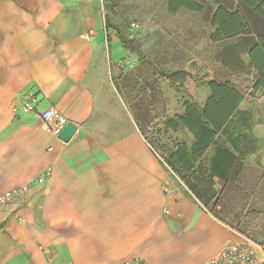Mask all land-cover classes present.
I'll list each match as a JSON object with an SVG mask.
<instances>
[{"label": "crops", "instance_id": "crops-1", "mask_svg": "<svg viewBox=\"0 0 264 264\" xmlns=\"http://www.w3.org/2000/svg\"><path fill=\"white\" fill-rule=\"evenodd\" d=\"M156 1L163 11L142 15L134 50L121 42L111 0H0V264H202L235 245L264 264V120L254 121L247 100L264 105L247 53L255 36L211 40L212 12L236 0H195L200 11L175 12ZM229 54L237 73L251 71L250 89L225 78L243 99L182 179L141 133L115 65L139 56L142 85L158 84L167 101L153 124L148 110L135 112L172 136L163 145L180 142V131L190 145L186 128L165 129L164 120L185 103L204 105L207 75H228ZM186 66L182 101L173 91L181 81L148 76L150 67ZM25 93L38 97L37 112L52 106L75 125L68 141L57 136L63 125L21 111ZM24 186V197L1 201Z\"/></svg>", "mask_w": 264, "mask_h": 264}, {"label": "trees", "instance_id": "trees-1", "mask_svg": "<svg viewBox=\"0 0 264 264\" xmlns=\"http://www.w3.org/2000/svg\"><path fill=\"white\" fill-rule=\"evenodd\" d=\"M165 1L170 12L182 8L200 11L202 8L195 0ZM236 1L237 4L234 8L218 5L212 12L210 23L214 27V31L211 34V40L220 41L235 36L253 34L255 37L247 47L249 65L254 70L252 89L264 91V0ZM121 42L125 46L131 47V41L121 38ZM184 74L186 71L178 70L164 77L177 82L184 80ZM207 84L210 94L202 107L194 102L185 103V110L182 114H175L164 120L165 129L186 128L192 134L193 140L190 145L184 141L173 142L171 146L162 144L164 152L159 151L168 167L182 179L192 170L194 163L204 155L243 99L242 93L227 79L210 78L207 80ZM151 87L153 89V86ZM133 110L136 124L147 139L142 126L147 122V118H142L138 112H135V109ZM155 130L157 134L165 132L160 129ZM147 141L154 149L153 144L148 139ZM222 155L224 157L232 156L226 149L222 150Z\"/></svg>", "mask_w": 264, "mask_h": 264}, {"label": "rangeland", "instance_id": "rangeland-1", "mask_svg": "<svg viewBox=\"0 0 264 264\" xmlns=\"http://www.w3.org/2000/svg\"><path fill=\"white\" fill-rule=\"evenodd\" d=\"M110 10L115 13L117 16V19L115 20V26L118 27L120 30L119 34L120 38L125 39V35L127 33V24L131 21L138 22L141 26L144 24L142 21V15L145 13H158L163 11V6L159 4L156 0H111L110 3ZM140 30V29H139ZM139 30L135 33L134 39L138 37ZM138 38H136L137 40ZM136 40H131V48L135 50V47L137 45ZM134 45V47H133ZM229 47H232L231 44H227ZM235 45V44H234ZM225 62V59L223 60ZM226 61L228 62V75L225 73L221 75V73H209L207 76L211 78H221L225 79L227 77L233 78L235 81H238L240 84V88L244 90L245 92L250 89L251 81H250V73L251 71L247 68L240 67L241 70L236 72V68L238 65L235 64V61L232 59V55L229 54L228 58H226ZM119 64V63H118ZM115 65L116 69V76H114V79H116V83L118 85V88L120 89V92L122 93V96L127 103L128 106H131V108L137 110L149 111V122L152 124L154 123L153 119L157 118L158 115H155L153 113H156L160 111L162 108H165L166 106V96H164L162 90L160 89V86L155 84V86L152 87L149 86L147 89L142 85L141 83V75H142V69L140 65V59L139 56H136V59L134 58L132 61H128L123 59L121 64L123 66ZM132 65L131 67L128 65ZM189 67L186 66V74L183 75L184 80L181 81L175 88L174 93H182L185 94L184 97L188 96V90H189V73H188ZM193 74V73H192ZM165 73L164 69L161 67H150L149 71V77L151 79V76L154 77L153 80L158 81L159 78L165 79ZM195 75V74H193ZM202 74H197V76H200ZM159 87V88H158ZM188 98V97H186ZM258 97L255 95L251 97H247L249 105L255 107L258 109L257 114H251L254 121L262 119L264 120V105L263 107L256 106ZM261 111V112H260ZM256 116V117H255ZM256 119V120H255ZM145 130V134L147 139L150 141V143L153 144V147L156 151L164 152V149H162L161 145L163 143L168 144V139L172 140V136L166 135V133H160L157 134L155 128L149 123H144L142 125ZM150 128V130L148 129ZM181 141L187 142L188 141V135L184 133V131H180L179 133ZM216 216L217 213H215Z\"/></svg>", "mask_w": 264, "mask_h": 264}, {"label": "built area", "instance_id": "built-area-1", "mask_svg": "<svg viewBox=\"0 0 264 264\" xmlns=\"http://www.w3.org/2000/svg\"><path fill=\"white\" fill-rule=\"evenodd\" d=\"M140 29V24L135 21H131L127 24V33L125 39L131 41L134 40L135 33ZM130 67L132 65L128 64ZM118 66H123L121 63ZM39 103V99L36 94L25 93L20 101V109L22 112H37L36 107ZM19 107L13 106L12 111L16 113ZM37 116L42 123H46L56 126H62L64 119L60 117L58 112L52 107L45 108L37 112ZM29 186H24L10 192L3 194L1 201L8 202L11 199H19L27 195ZM254 256L251 248L245 245H235L224 250L219 257L211 258L202 264H252Z\"/></svg>", "mask_w": 264, "mask_h": 264}, {"label": "water", "instance_id": "water-1", "mask_svg": "<svg viewBox=\"0 0 264 264\" xmlns=\"http://www.w3.org/2000/svg\"><path fill=\"white\" fill-rule=\"evenodd\" d=\"M75 125H73L70 122H66L63 124L61 129L58 131V138L61 139L62 141H68L70 137L73 135L75 131Z\"/></svg>", "mask_w": 264, "mask_h": 264}]
</instances>
